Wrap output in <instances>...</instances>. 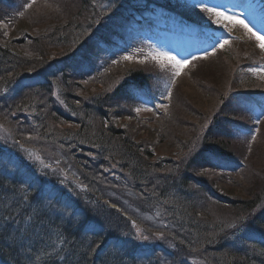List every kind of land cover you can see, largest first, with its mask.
I'll use <instances>...</instances> for the list:
<instances>
[{
	"label": "rangeland",
	"instance_id": "obj_1",
	"mask_svg": "<svg viewBox=\"0 0 264 264\" xmlns=\"http://www.w3.org/2000/svg\"><path fill=\"white\" fill-rule=\"evenodd\" d=\"M113 1L99 2L97 13H105H99L101 16L97 17L96 23H101L102 26L99 30L96 28L93 34L101 35L102 39L94 41L93 34L86 39L91 61L76 77H80L83 91L92 94L103 91V88L110 89L111 83L125 70L142 69L149 71L151 77L145 91L148 92L149 87L155 93L152 99L146 97L149 95L143 94L141 90L135 91V97L119 96L114 105L115 108L123 109L122 115L111 118V121H104V125L111 123L115 128L126 129L137 142L151 145L155 156L177 159L187 152L184 148L179 151L177 145H185V140L188 142L205 131L212 121L213 112L222 103V99L226 98L225 110L233 122L220 120L224 132L219 130L214 134L217 138L229 141L238 164L228 171L223 164L214 162L201 169L208 180L213 181L216 189L228 197L250 199L257 194L263 197L264 106L257 108L255 102L264 105V95H241L264 90V0H239L231 4L218 0H196L206 7L204 9H194L186 1L170 0L169 5L172 7H169V14L179 15L183 11L195 14L194 19H199L207 28L204 25L202 27L211 32L207 35L212 38L210 40L215 43V47L206 50L207 54L193 59L183 56L182 49L173 39H167L164 33L157 34L155 38L145 37L143 41L129 38L131 44H124L127 32L118 26L114 33L111 32L113 28L106 30L112 21L107 13ZM81 7L82 0L2 2L0 39L19 51V58L11 57L13 65L18 67L16 72L27 70V73L35 74L40 70L44 58L53 60L62 56L66 49L58 46V41L62 40L59 35L64 32L59 30V26L72 21L76 35L85 33L86 29L82 25H88L90 22L87 21L93 20L90 9L87 12ZM71 32L68 30V36H74ZM21 36H24V40L19 42ZM38 50L40 53H37ZM247 65L251 70L244 68ZM97 75L99 79L93 80ZM6 89L0 90V154L4 156L0 161L7 160L8 155L17 163L22 162L12 168L20 190H25L26 184L36 186L33 179L37 177L57 178L60 182L68 180L71 183L69 172L66 169L61 171L58 160L65 147L60 146L54 137L60 133L75 137L76 125L60 118L51 122L47 109L51 104L46 97L40 96L42 91H36V88L32 89L26 83ZM55 92L47 93L49 97L57 100ZM57 101L62 105L60 99ZM96 122L94 128L99 126V121ZM13 160L9 159L15 164ZM243 162L245 166L241 167ZM25 170L31 175H26ZM46 173H52L53 176ZM105 173L109 180L103 183V188L109 190L105 199H102L103 205L118 211L123 217L132 216L138 223L131 227L124 224L120 232L124 236L111 242L112 245L101 253V258L118 251L121 261L127 263L125 261L130 259L128 248L131 246L140 251V254H145L135 257L136 264H145L143 260H147L146 253L150 251L155 260L154 264H184V259L196 258L193 252L187 258L189 250H194L191 247H186L189 249L187 252L180 249L177 253H171L172 256L162 254L164 248L153 245L152 240L161 238V243L169 249L172 243L170 236L173 235L170 229L178 232V222L169 215L168 226L164 211L162 212L157 203L148 199V193L138 192L133 184L124 186L120 179L126 180V173L119 169L115 173H110L107 169ZM118 174L121 175L120 178ZM97 184L102 186L98 181ZM79 191L72 195V199L78 200L81 205L84 203L93 206L95 202L98 203L89 198V204L85 197L87 192ZM48 199L52 200L51 195ZM112 199L120 204L124 203V209L120 204L112 203ZM263 202L260 201L259 206H263ZM207 211L209 214L205 218L212 223H224L229 219H237L240 215L239 209L219 204H213ZM213 233L215 231H211ZM33 234L37 235L39 232L35 231ZM219 235L220 231L217 236ZM232 246L235 247L233 244ZM99 254L100 252L97 253Z\"/></svg>",
	"mask_w": 264,
	"mask_h": 264
},
{
	"label": "trees",
	"instance_id": "obj_2",
	"mask_svg": "<svg viewBox=\"0 0 264 264\" xmlns=\"http://www.w3.org/2000/svg\"><path fill=\"white\" fill-rule=\"evenodd\" d=\"M169 1L114 0L107 13L112 21L106 30L113 28V33L116 26L135 30L137 20L146 21L155 17V14L158 16L169 13ZM99 2L100 0H82L81 8L87 12L90 9L93 19L87 21L90 22L88 25H82L86 32L75 35L72 21L59 26V30L64 32L59 35L62 40L58 41V46L66 50L63 49V55L56 59L44 58L40 70L35 74L27 73V70L16 72L18 67L13 65L11 57L19 58V51L0 39V90L10 87L13 89L26 82L32 89L42 91L40 96L46 97L47 102H50L47 109L51 122L60 118L75 124L77 128L75 137L61 133L54 137L60 146L65 147L58 160L61 171L66 169L69 172L73 184L72 181L63 183L57 178L42 176L44 179H33L36 186L26 184L25 190H20L12 168L22 162L17 163L8 155L7 160L0 161V264L123 263L118 251H113L108 257L101 258L100 255L106 247L112 245L111 242L124 236L120 235L124 224L131 227L138 222L130 215L123 217L118 211L103 205L102 199H105L109 190L103 188V183L109 180L105 173L107 169L110 173H115L118 169L126 173L124 175L128 180L120 179L124 186L133 184L138 192L148 193V199L157 203L164 211L168 226L169 215L178 222V232L170 229L173 235L170 236L172 243L169 249L161 243V238L152 240L153 245L164 248L162 254H166L165 256L177 253L180 249L188 251L186 247H191L194 250H189L187 258L193 253L196 258L184 259V264H264V202L263 206H259V202L264 201V196L257 194L250 199L228 197L216 189L213 181L208 180L201 169L213 162L230 169L238 164L229 141L217 138L214 134L219 130L224 132L220 120L233 122L225 110L226 98L222 99V103L213 112V119L211 118L205 131L188 142L185 140V145H177L179 151L183 148L187 151L177 159L155 156L151 145L137 142L126 129L115 128L111 123L104 125V121H111V118L122 115L123 109L115 108V99L132 95L131 90L134 88H143L150 72L142 69L125 70L111 83L110 89L103 88V91L92 94L83 91L82 81L75 75L91 61L86 39L91 37L96 28L99 30L102 26L101 23H96L97 17L101 16L99 13H105H97ZM194 15L189 14L188 19L198 24L199 19L196 21ZM121 24L125 26H120ZM91 28L94 29L90 33ZM68 30L74 36H68ZM92 36L94 41L102 39L101 35ZM21 37L19 42L24 40V36ZM74 45L76 46L68 51ZM244 68L251 70L248 65ZM248 75L251 76L249 73ZM98 76L93 80H98ZM54 89L56 98L61 100L62 105L49 97L47 92ZM257 94L264 95V90L250 91L241 96ZM96 121H99V126L94 128ZM0 158L4 156L0 154ZM240 166L244 167L245 162ZM25 171L26 175H31L29 171ZM46 174L53 176L52 173ZM221 175L224 176L223 173ZM118 176L121 177L120 174ZM140 188L144 189L139 191ZM79 190L87 192L85 197L88 203L89 198L98 203L95 202L93 206L84 203L81 205L78 200L72 199V195L80 192ZM49 193L51 201L48 199ZM112 203L120 204L114 199ZM213 204L239 209L240 215L237 219H229L224 223L207 221V209ZM119 206L124 209V203ZM171 224L174 227L172 222ZM35 231L39 234L34 235ZM211 231L215 233L211 234ZM219 231L221 235L218 237ZM130 235L131 232L128 233ZM128 249L130 259L123 264H133L136 256L145 255L140 254L133 246ZM151 253L152 251L146 253L147 260H143L145 264L155 263Z\"/></svg>",
	"mask_w": 264,
	"mask_h": 264
}]
</instances>
